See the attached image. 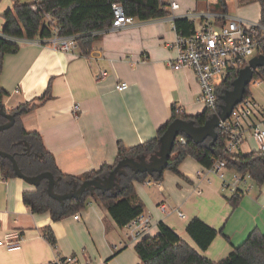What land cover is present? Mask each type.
Masks as SVG:
<instances>
[{"label":"crops","instance_id":"0c3cea01","mask_svg":"<svg viewBox=\"0 0 264 264\" xmlns=\"http://www.w3.org/2000/svg\"><path fill=\"white\" fill-rule=\"evenodd\" d=\"M165 1L179 5L173 11L176 16L202 11L200 3L190 0ZM12 5L0 3V33L1 16ZM175 37L172 21L166 17L146 22L134 19L120 31L103 33L87 57L36 42L23 43L17 54L3 58L0 90L7 96L2 105L10 113L35 102L48 90L43 103L20 117L23 129L39 134L65 175L78 177L103 165L112 166L117 143L133 148L154 138L169 121L172 105L187 116L204 110L197 102L200 88L193 70H172L168 66L176 57V50L169 47ZM100 72L106 76L98 80ZM122 82L128 89L118 92L115 86ZM250 85L249 99L257 105L255 119L262 120L264 80ZM74 105L80 109L76 118L72 115ZM244 127L238 152L246 155L257 148L249 122ZM251 142L254 147L244 153L243 147H250ZM178 170L181 176L163 173L160 189L134 184V202L141 203L142 214L151 218L146 237H155L158 224L163 223L192 246L185 229L191 219L199 218L220 232L201 253L218 262L242 245L253 230L264 234V184L260 188L253 182L238 184L242 196L233 210L229 203L233 194L223 185L235 184L234 171L226 170L222 179L190 157ZM34 190L22 179H4L0 172V241L12 231L22 237L19 251L7 252L0 247V264H51L56 257L66 256L90 264L140 263L134 249L137 242L128 239L126 228L117 227L101 204L92 201L77 212L79 221L71 215L53 222L48 213L34 214L24 204L23 193ZM45 229L55 238L54 248L43 237Z\"/></svg>","mask_w":264,"mask_h":264},{"label":"trees","instance_id":"16d2710c","mask_svg":"<svg viewBox=\"0 0 264 264\" xmlns=\"http://www.w3.org/2000/svg\"><path fill=\"white\" fill-rule=\"evenodd\" d=\"M190 1L204 3L208 0ZM252 1L256 0H239L238 4L246 5ZM258 1L261 2V0ZM213 2L215 10L228 12L225 0ZM261 4L264 13V5ZM113 5L121 6L126 17L140 22L162 19L171 15L170 5L165 0H13L12 8L1 16L0 71L4 56L17 54L24 41L43 42L51 39L55 28L58 29L60 38L74 37L77 54L87 57L92 51L93 44L113 22ZM33 6L37 7L36 12L32 10ZM175 28L177 32L189 35L193 31V24L181 19L175 22ZM261 46L264 55V41ZM240 70V68L230 69L223 81L215 87L218 111L222 104L221 97L231 89V83L237 78ZM257 80H264L263 68L254 72L252 82ZM248 88L249 86L245 90L244 100L249 98ZM6 96L7 94L0 90V106H3L2 100ZM47 98L48 90L35 102L26 103L10 112L15 116V123L9 130L0 132V151L12 155L20 172L27 177H35L44 172L51 173L56 180L53 192L60 196L78 189L84 181L105 179L119 161L128 158L137 160L141 157L148 159L157 154L160 149V138L174 121L192 122L195 127H201L213 116L212 111L207 107H204L200 114L187 116L180 114L175 105H172L169 121L158 129L154 138L133 148H126L118 142L116 159L112 166L103 165L96 171L76 177L61 173L53 156L44 148L39 134L26 132L21 125L20 117ZM4 123L6 120L0 116V125ZM216 131L217 138L212 144L210 138L202 143H195L184 134L179 136L183 137L186 143L183 145L177 139L175 140L165 171L181 176L178 168L187 157L194 159L205 169L211 168L214 161H223L227 170L241 176L247 175L253 184L260 188L264 184V153L253 151L246 155L240 152L227 154L225 152L227 135L218 128ZM0 172L4 179L15 178L11 164L6 159L0 158ZM163 173L148 176L137 174L132 169L124 167L121 173L116 174L115 187L112 191L101 193L98 190H87L80 199L67 201L63 205L48 197L47 181L43 180L34 191L23 193V202L32 213H48L53 222H58L86 209L94 201L107 210L117 227L125 228L128 223L143 213V205L134 202V184L143 183L147 179L161 181ZM241 196V194H233L229 199L233 210L239 205ZM185 232L197 250L182 240L170 227L159 223L158 234L155 237H144L135 245L139 264H264V234L258 229L253 230L242 245L218 262L211 261L201 253L206 252L220 233L219 231L199 218H193L188 222ZM43 237L51 247H55V238L49 229L43 231Z\"/></svg>","mask_w":264,"mask_h":264},{"label":"built area","instance_id":"2783aa9c","mask_svg":"<svg viewBox=\"0 0 264 264\" xmlns=\"http://www.w3.org/2000/svg\"><path fill=\"white\" fill-rule=\"evenodd\" d=\"M238 3L239 0H236ZM256 2L260 6V14L258 19L249 20L236 15H230L228 12L222 11H188L185 14L176 16L173 11L179 9L176 3L170 4L171 15L169 19L172 21L173 30L175 31V41L169 47L176 50V57L168 66L172 70L192 69L196 80L199 84L200 93L197 102L204 107L209 108L213 114H217V97L215 87L219 85L225 78L227 72L232 68L243 69L248 66L249 61L254 57L262 54V42L264 41V13L262 4L264 0ZM36 12V6L32 7ZM112 12L114 20L109 29L103 31L116 32L132 25L134 19L126 17L121 6L113 5ZM185 19L193 24V31L189 35H184L177 32L175 22ZM42 46L50 47L53 50L64 53L76 52L77 45L74 37H58V29L53 30V37L49 40L35 41ZM35 42H22L35 43ZM106 76L105 72H100L98 80ZM118 92H124L128 89L126 83H119L115 86ZM80 111L79 106L74 105L72 109L73 117H78ZM181 114V110H178ZM257 105L249 98L238 104L232 111L230 117L219 124L218 129L227 135L225 152L234 154L238 152L239 147L244 141V125L250 124L251 137L256 145L257 151L264 153V119L256 120ZM177 140L181 144H185L183 137H178ZM225 162L214 161L211 168L207 172H212L219 175L223 179L226 171ZM249 177L241 176L234 172L232 180L235 184L223 187L228 189L230 193L240 195L242 192L237 185L247 184ZM145 185L156 186L160 189V181L147 179L143 182ZM164 212V206L160 207ZM183 217L181 213H178ZM72 218L79 221V214H73ZM151 227V218L143 214L139 215L128 223L125 228L127 237L132 242H138L149 233ZM22 237L19 232L12 231L4 236L0 241V247L7 252H15L21 249ZM51 264H90L88 262H80L75 256L56 257Z\"/></svg>","mask_w":264,"mask_h":264},{"label":"water","instance_id":"95a60500","mask_svg":"<svg viewBox=\"0 0 264 264\" xmlns=\"http://www.w3.org/2000/svg\"><path fill=\"white\" fill-rule=\"evenodd\" d=\"M264 69V55L254 57L249 61L248 66L241 69L237 78L231 83V89L226 91L221 97L222 104L219 107L217 114L206 121L201 127H195L192 122L176 120L169 125L163 136L160 138V149L157 154L149 157H141L135 159H124L119 161L113 170L105 179H93L84 181L78 189L64 195H56L53 188L56 185V180L49 172L41 173L35 177H27L23 175L15 161V158L3 151H0V158L6 159L10 162L12 171L16 178L22 179L25 183L36 188L43 180L47 181V195L52 200L64 204L73 199H80V197L87 191L98 190L101 193L112 191L115 187L116 174L121 173V169L128 167L137 174L153 176L155 174L161 175L167 168L168 160L172 153V148L177 137L182 134L191 138L195 143H202L207 138H210L211 144L217 138L216 129L221 122L227 120L233 109L240 104L244 99L246 88L253 80L254 72L258 69ZM0 116L6 120V123L0 125V132L9 130L15 123V116L7 112L3 106H0Z\"/></svg>","mask_w":264,"mask_h":264},{"label":"rangeland","instance_id":"374dc122","mask_svg":"<svg viewBox=\"0 0 264 264\" xmlns=\"http://www.w3.org/2000/svg\"><path fill=\"white\" fill-rule=\"evenodd\" d=\"M25 1H30V0H25ZM213 1L214 0H208L207 2L200 3L198 5V7L200 8V10H207L208 9L209 11H215L214 2ZM1 2L2 3L8 2L10 4V6H11L12 5L11 3L13 2V0H0V3ZM225 3L227 5V10H228L230 15H236L238 17H242L244 19H249V20H256L259 17L260 6H259V4L256 1H252V2H250L248 4H246V5H239L236 2V0H225ZM249 88H248V90H249ZM249 146L250 147H248V145H246V146L243 147V152L244 153L250 152L251 150L249 148H253L254 147L252 142H251V144ZM252 151H254V149ZM247 182L249 184L252 183V181L250 179H247ZM190 244L193 247H195L192 242H190Z\"/></svg>","mask_w":264,"mask_h":264}]
</instances>
